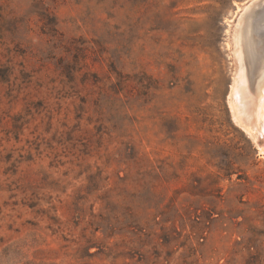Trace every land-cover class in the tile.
<instances>
[{
  "label": "rangeland",
  "instance_id": "374dc122",
  "mask_svg": "<svg viewBox=\"0 0 264 264\" xmlns=\"http://www.w3.org/2000/svg\"><path fill=\"white\" fill-rule=\"evenodd\" d=\"M251 1L0 0V264H264Z\"/></svg>",
  "mask_w": 264,
  "mask_h": 264
},
{
  "label": "bare ground",
  "instance_id": "6f19581e",
  "mask_svg": "<svg viewBox=\"0 0 264 264\" xmlns=\"http://www.w3.org/2000/svg\"><path fill=\"white\" fill-rule=\"evenodd\" d=\"M236 16L232 29L237 69L228 105L236 124L254 141L264 139V0L239 6Z\"/></svg>",
  "mask_w": 264,
  "mask_h": 264
}]
</instances>
